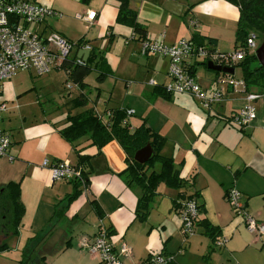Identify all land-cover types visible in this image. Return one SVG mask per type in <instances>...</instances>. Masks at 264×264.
<instances>
[{
  "label": "crops",
  "instance_id": "1",
  "mask_svg": "<svg viewBox=\"0 0 264 264\" xmlns=\"http://www.w3.org/2000/svg\"><path fill=\"white\" fill-rule=\"evenodd\" d=\"M29 1L60 13L30 27L42 34L55 31L72 41L70 58L77 56L78 49L86 45L101 51L114 43L120 51L113 52L116 60L109 59L105 52L111 74L104 79L97 80V72L92 71L84 79L87 86L83 90L66 87L69 90L66 104L72 106H67L62 117L46 113L44 108L41 113L23 110L24 97L20 96L32 87L20 86L15 76L28 70H19L2 81L0 99L7 108L1 113V127L10 134L12 158L0 156V189L9 182H17L24 206L13 243L20 247L32 244L30 240L39 235L45 238L57 235L64 239L60 252L70 250L74 241L77 264H97L98 255L82 250L81 243L103 227L112 231L109 238L116 248L121 243L130 245L131 252L123 257L126 264L156 253L171 255L174 264H193V260L197 264H215L218 255L224 260L228 258L227 264H254L242 261V252H249L255 261L264 264L261 257L264 233L250 232L226 198L227 191L236 188L247 212L257 222L264 223V94L249 99L243 85L232 88L218 81L220 74L202 72L204 78L197 76V80L206 90L224 85L225 96L220 103L204 109L190 95L171 93L165 97L155 88L168 81V59L162 55H142V38L130 25L116 20V0ZM231 6L235 8L227 0H129V7L145 29L144 37L172 45L195 35L202 40L212 39V46L218 51H222L218 47L223 39H234V30L228 22L238 17L239 11H232ZM89 10L96 11L92 22L78 17ZM201 62L195 64V74L199 66H204ZM61 75L65 82L64 71ZM108 78L112 80L110 90L104 84ZM115 88L118 93L113 94ZM80 94L88 102L84 107H75L77 101L73 103L72 99H78ZM248 105L254 107L255 118L246 126L237 127L231 115ZM120 107L133 110L127 118L130 131L145 123L165 138L160 154L172 158L174 167L185 180L181 188L159 183L144 220L136 217L142 191L139 186L129 184L123 173L126 161L121 144L112 139L98 147L91 143L89 135L70 142L59 133L67 124L68 113L93 108L105 118L109 110ZM77 152L86 157L81 167L88 186L86 189L80 186V194L67 204L65 197L74 190L73 183L53 181L50 169L41 165L44 159L49 163L67 160L76 165ZM193 194L201 207L199 220L205 219L217 226L218 238L225 239L223 245H215L216 249L207 258L204 255L210 240L203 233V226L195 225L194 234L187 239L181 235L178 209L182 200ZM90 201L102 212V218L97 216ZM13 237L3 231L0 235L2 242ZM217 247H223L222 253H215ZM234 257L239 261H232Z\"/></svg>",
  "mask_w": 264,
  "mask_h": 264
},
{
  "label": "built area",
  "instance_id": "2",
  "mask_svg": "<svg viewBox=\"0 0 264 264\" xmlns=\"http://www.w3.org/2000/svg\"><path fill=\"white\" fill-rule=\"evenodd\" d=\"M60 15L56 10L33 3L29 0H0V89L3 80L10 78L19 70L32 71L36 76L46 75L52 68H61L62 62L69 56L74 43H71L61 34L50 31L42 34L30 27L33 23H40L49 17ZM84 21L92 22L96 17V11L89 10L84 15H78ZM193 25L194 21H190ZM163 37V35H161ZM90 49L89 45L83 46ZM258 44L254 34L247 39L245 48L225 53L218 50L210 51L206 44H197L192 40L181 39L178 43L167 45L160 39L142 38L140 40V52L142 54H160L168 58V81L164 85L169 93L186 94L199 101L204 109H211L220 103L225 96L224 85H218L210 91L201 86L192 67L198 61H211L221 66H234L243 59L246 53H255ZM81 63L84 60L78 57ZM230 74L221 75L218 81L232 88L243 85L241 80H235ZM151 83H155L153 80ZM227 86V87H228ZM72 88L71 83L66 84ZM255 94H249V99L257 98ZM6 103L0 99V155L9 156L11 144L10 134L1 127V113L6 110ZM128 109L127 113H132ZM255 109L248 105L237 110L232 117V123L246 126L255 118ZM43 167L50 169L51 179L79 181L82 189H86L85 179L80 167L74 166L67 160L49 163L47 159L42 161ZM234 213L241 215L245 226L250 232L264 233V223H259L251 216L240 201V192L232 187L226 193ZM198 202L195 198H185L178 209L181 219V232L188 238L195 232V224L200 215ZM224 238H218L216 246H221ZM82 247L89 252L98 255L97 264H125L123 257L129 254L131 249L125 244L116 248L110 241L107 228L99 227L98 232L91 239H84ZM172 259L171 255L156 253L149 255L138 264H167Z\"/></svg>",
  "mask_w": 264,
  "mask_h": 264
},
{
  "label": "trees",
  "instance_id": "3",
  "mask_svg": "<svg viewBox=\"0 0 264 264\" xmlns=\"http://www.w3.org/2000/svg\"><path fill=\"white\" fill-rule=\"evenodd\" d=\"M116 1V20L118 22L127 23L132 27L135 34L144 38L145 29L137 21L135 11L129 7V0ZM227 1L235 4L239 10L235 31V47H237V49L246 47L247 39L251 34H254L256 38L257 35L259 36V33L262 37L264 36V0ZM188 40H192L197 44H206V47L209 50L211 49L210 51L217 50L212 46V39L202 40V38L192 35ZM70 42L73 43L72 41ZM80 44V42H77V45ZM201 63L206 66V61H202ZM237 65L242 68L241 81L245 91L249 94H255L258 97L264 94V65L258 62L255 53H246L243 59L239 60L232 67L235 69ZM61 67L66 76L65 83H71L72 87L82 90L87 86L84 80L85 77L92 71L97 72L96 78L99 81L111 74V69L107 63L104 51H98L93 47H90V54L84 63H81L77 56L71 58L68 56L62 62ZM194 68L195 66L192 67L193 71ZM214 73L216 75L227 74L217 71H214ZM155 89L165 97L171 95V93L165 90L164 85L158 86ZM74 101H77L76 105L73 104L75 107H84L88 99L85 95L80 94L78 99H72L73 103ZM127 110L128 109L123 107L111 109L105 118L99 115L93 108L84 109L76 114L68 113L65 117L67 124L59 130V133L70 142L82 136L89 135L91 143L98 147L106 144L112 139H116L121 144L125 152L126 161V168L123 170V173L126 174L129 184L139 186L142 191L136 205V217L140 220H144L148 215L151 202L156 194V188L159 183L163 182L171 187L181 188L185 185V180L180 177L178 169L174 167L172 158L160 154L165 143V138L151 130L145 123L140 124L138 127L134 128L133 131H130L127 118L133 112L128 114ZM233 114L231 115V120ZM148 143L152 148L153 154L146 162L138 163L134 159V154ZM76 154L78 156V162L74 166L81 168L83 178L85 179V186H88L86 173L81 167L86 157L80 155L79 152ZM157 165L158 169H156ZM71 182L73 183L74 190L65 197L67 204L80 194V182L75 180ZM191 197L196 199L195 194L186 198ZM90 203L97 216L102 218V212L96 208L95 203L93 201H90ZM198 209L199 211L201 210L199 203ZM23 214L24 206L20 201L19 184L17 182H9L5 188L0 189V230L7 235H17V228ZM197 224L203 226V233L210 240L208 252L204 255V257L207 258L210 253L216 249L214 245L220 235V230L217 226L209 223L205 219L199 220V217L195 225ZM107 231L109 234L112 232L108 228ZM32 246H34L33 243L30 244L28 248H32ZM6 248L7 244L5 242L0 243V251H4ZM26 253L19 261V264L27 263L29 257ZM38 261L39 264H43L40 258ZM173 262V259H171L167 264H174Z\"/></svg>",
  "mask_w": 264,
  "mask_h": 264
},
{
  "label": "rangeland",
  "instance_id": "4",
  "mask_svg": "<svg viewBox=\"0 0 264 264\" xmlns=\"http://www.w3.org/2000/svg\"><path fill=\"white\" fill-rule=\"evenodd\" d=\"M233 5H235V4H233ZM231 7L234 8L233 6H231ZM235 9H236V11L238 10V7L236 5H235V8L231 9V10L235 11ZM237 14L239 15V12ZM233 16L234 15H232V18H233ZM237 21H238V17L234 16V20L232 19L231 21L228 22V26H230L234 30L233 31L234 32V39L233 38L231 40L223 39L222 42L220 43L221 47H218L220 50H222L221 52L230 53V52L238 50L237 47H235V31H236V27H237ZM259 36L257 35V38H256V43L258 45L260 44L261 39H262V35L260 33H259ZM111 46L112 47H110L109 49H106V50L102 49L101 51H104V53L108 52V54L105 53V54H107V57L109 59L116 60L114 53L118 54V52L120 51V47L118 45H114V43H112ZM241 48H243V47H241ZM142 55H148V54H142ZM149 55H159L160 57L163 56V55L161 56L160 54H149ZM163 57H165V56H163ZM202 72L210 73V74L214 73L212 70L208 69L206 66L205 67L199 66L198 69H196V74H197L196 76H198L199 78H204L202 75ZM61 73H63V70L61 68L54 67L51 69V71L48 74H46L44 76H36L33 72L29 74L28 71L24 72V73L21 72L20 74L15 76L16 79L20 80L19 81L20 86L32 87V90H29L24 96H20V97H24L22 100L23 110L28 112V113H33L35 111L41 113L42 112L41 108H44L46 113H49L52 115L57 114L60 117L64 116L67 112V106L71 107L72 104L71 103L66 104L67 92L69 90L66 89V83L64 81H62ZM60 75H61V79L59 80ZM232 76H233L232 78L235 80H241V78H242L241 66H239V65L235 66L234 74ZM104 84H105V86H107L108 90H110L112 87L111 78H108L106 81H104ZM91 90L93 91L94 88H91ZM114 93H118L117 88L114 89L113 94ZM93 96H94V94H92V97ZM114 99H115V97H114ZM89 105H93V103L90 102ZM97 230H98V228H97ZM1 232L2 231L0 230V235H1ZM254 233L259 235L258 232H254ZM181 235H183V233ZM5 240H6L5 243L7 244V248L4 251H0V264H19V261L24 257L23 255H25L26 252H27L26 254L29 257L26 264H36L37 262H39L38 261L39 258L41 259V262L43 264H77V258H76L77 254L75 253V250H74L76 242L74 243V241H73L72 248H70V250H67L65 252H60L61 248H59V247L61 245V242H63L64 239H59V237H57V235H51L50 234L46 238H45V236H42V235L35 237L34 239L30 240L31 242H33V245H34V246H32V248H28L30 246V243L25 245L23 242L24 245H22L20 247L15 245L13 243L16 240L15 235L12 239H5ZM1 242L2 241L0 238V243ZM21 244H22V242L20 243V245ZM126 245L129 247V249H131L130 245H128V244H126ZM221 248H223V247H217V250H216L217 252H215V253H218V254L222 253ZM83 249H84V251L88 252V250L86 248L82 247V250ZM76 250L79 251L78 248ZM240 256L242 257V259H241L242 261L244 259V260H246L247 263H249V261H251L254 264H260L253 259V255L249 254V252H242ZM217 257L219 260H217L218 262H216L215 264H227V262L229 261L228 258H226V260H224V259L219 258V255ZM261 257H262V261L264 263V251H263V254ZM235 259H236V261H239L236 257H234L232 259V261H234ZM206 261H208V260H206ZM139 262H135L134 264H138ZM192 262H193V264H197V260H193Z\"/></svg>",
  "mask_w": 264,
  "mask_h": 264
},
{
  "label": "water",
  "instance_id": "5",
  "mask_svg": "<svg viewBox=\"0 0 264 264\" xmlns=\"http://www.w3.org/2000/svg\"><path fill=\"white\" fill-rule=\"evenodd\" d=\"M89 54H90V49L85 48V47L80 48L77 51V57L83 59L84 61L87 60ZM255 55H256L258 62L261 65H264V36L262 37L260 44L255 50ZM206 67L212 71L227 73L231 75L234 74V67L232 66H221L218 64H214L211 61H207ZM152 154H153L152 148L150 144L148 143L144 147L140 148L139 150L135 152L134 159L138 163H144L152 156Z\"/></svg>",
  "mask_w": 264,
  "mask_h": 264
},
{
  "label": "flooded vegetation",
  "instance_id": "6",
  "mask_svg": "<svg viewBox=\"0 0 264 264\" xmlns=\"http://www.w3.org/2000/svg\"><path fill=\"white\" fill-rule=\"evenodd\" d=\"M36 264H39V262H37Z\"/></svg>",
  "mask_w": 264,
  "mask_h": 264
}]
</instances>
